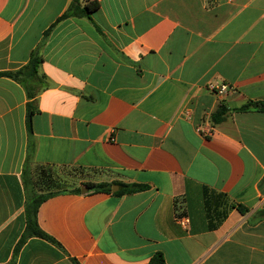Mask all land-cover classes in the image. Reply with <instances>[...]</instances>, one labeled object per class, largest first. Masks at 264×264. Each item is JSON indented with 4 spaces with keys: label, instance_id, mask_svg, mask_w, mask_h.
Wrapping results in <instances>:
<instances>
[{
    "label": "crops",
    "instance_id": "0c3cea01",
    "mask_svg": "<svg viewBox=\"0 0 264 264\" xmlns=\"http://www.w3.org/2000/svg\"><path fill=\"white\" fill-rule=\"evenodd\" d=\"M71 1L0 0V264H264V0Z\"/></svg>",
    "mask_w": 264,
    "mask_h": 264
},
{
    "label": "trees",
    "instance_id": "16d2710c",
    "mask_svg": "<svg viewBox=\"0 0 264 264\" xmlns=\"http://www.w3.org/2000/svg\"><path fill=\"white\" fill-rule=\"evenodd\" d=\"M99 8V3L97 0L95 1H89V0H72L67 11L60 17L59 20L68 18V17H88L89 14L96 11ZM47 33V32H46ZM45 33V34H46ZM41 62V58L37 53H33L30 57V60L28 64L18 71L13 72H5L0 73V76H5L8 78H11L17 82L22 83L23 80L21 77L23 75L26 76V78L31 79L36 76L37 66ZM28 95V113H27V124L29 126L30 123V117L32 115L31 110V99L33 98V95L31 93H27ZM30 100V101H29ZM250 109H255L259 112H264V102H249L245 105H242L239 108L232 109L233 111H248ZM231 109L227 108L226 105L220 104L218 108L211 114V122L213 124H218L222 122L225 119L226 114ZM115 185H118L120 188L118 191L114 192L115 195H122V194H131L136 191H140L146 188V186L143 185H123V184H117L113 183ZM84 187L88 190L99 192V191H105V192H111V184L106 183H86ZM76 192H79V189L75 190ZM45 197L38 196L35 197L33 200H28V203L25 205V219H26V228L25 232L22 235L19 244L23 243L27 238L35 236L43 239H50L47 235H45L37 226L36 223V209L40 202L43 201ZM238 210L240 212H244L245 209L242 207H238ZM148 264H165L164 258L161 253H155L150 258Z\"/></svg>",
    "mask_w": 264,
    "mask_h": 264
},
{
    "label": "built area",
    "instance_id": "2783aa9c",
    "mask_svg": "<svg viewBox=\"0 0 264 264\" xmlns=\"http://www.w3.org/2000/svg\"><path fill=\"white\" fill-rule=\"evenodd\" d=\"M89 1H95V0H89ZM98 1V0H97ZM210 90L214 91L216 94L219 95H224L227 94L231 88L228 85L225 84H220V85H210ZM174 221L177 225H179L182 228H187L189 225V219L187 216L181 214V213H177L174 216Z\"/></svg>",
    "mask_w": 264,
    "mask_h": 264
},
{
    "label": "rangeland",
    "instance_id": "374dc122",
    "mask_svg": "<svg viewBox=\"0 0 264 264\" xmlns=\"http://www.w3.org/2000/svg\"><path fill=\"white\" fill-rule=\"evenodd\" d=\"M70 173H73L74 175H76L79 179H87L88 178V176L90 177V173H87V172H83V171H72V172H70ZM74 187H76L75 185H69V186H67V185H60V184H58V185H56V189H72V188H74ZM52 188H54V187H52ZM44 190H46L45 189V187L43 188ZM38 197V196H37Z\"/></svg>",
    "mask_w": 264,
    "mask_h": 264
}]
</instances>
